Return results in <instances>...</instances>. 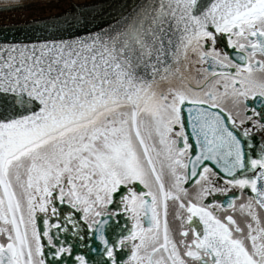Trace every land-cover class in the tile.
Segmentation results:
<instances>
[{
  "label": "snow or ice",
  "instance_id": "1",
  "mask_svg": "<svg viewBox=\"0 0 264 264\" xmlns=\"http://www.w3.org/2000/svg\"><path fill=\"white\" fill-rule=\"evenodd\" d=\"M0 23V264H264V0Z\"/></svg>",
  "mask_w": 264,
  "mask_h": 264
},
{
  "label": "flooded vegetation",
  "instance_id": "2",
  "mask_svg": "<svg viewBox=\"0 0 264 264\" xmlns=\"http://www.w3.org/2000/svg\"><path fill=\"white\" fill-rule=\"evenodd\" d=\"M74 1H77V0H74ZM63 4L64 3H61L59 5L60 11H63L64 8L66 7V5H63ZM56 8H57V5L55 3H53L50 7L46 6V10L43 12H39L37 9H33V10L27 11V12L8 13L6 15L4 22L6 23L8 20H13V21L21 20V18L31 19V18H33V16H36L37 18H39L40 16L56 14V11H55Z\"/></svg>",
  "mask_w": 264,
  "mask_h": 264
},
{
  "label": "water",
  "instance_id": "3",
  "mask_svg": "<svg viewBox=\"0 0 264 264\" xmlns=\"http://www.w3.org/2000/svg\"><path fill=\"white\" fill-rule=\"evenodd\" d=\"M50 15H55V14H50ZM14 22L19 23V22H22V20H16V21H14ZM3 26H4V23H0V27H3Z\"/></svg>",
  "mask_w": 264,
  "mask_h": 264
},
{
  "label": "bare ground",
  "instance_id": "4",
  "mask_svg": "<svg viewBox=\"0 0 264 264\" xmlns=\"http://www.w3.org/2000/svg\"><path fill=\"white\" fill-rule=\"evenodd\" d=\"M74 2L79 3V2H83V0H77V1H74ZM63 5H66V4H63Z\"/></svg>",
  "mask_w": 264,
  "mask_h": 264
}]
</instances>
